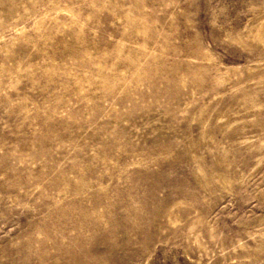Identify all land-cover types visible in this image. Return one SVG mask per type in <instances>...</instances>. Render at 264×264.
<instances>
[{
	"label": "rangeland",
	"instance_id": "obj_1",
	"mask_svg": "<svg viewBox=\"0 0 264 264\" xmlns=\"http://www.w3.org/2000/svg\"><path fill=\"white\" fill-rule=\"evenodd\" d=\"M0 264H264V0H0Z\"/></svg>",
	"mask_w": 264,
	"mask_h": 264
}]
</instances>
